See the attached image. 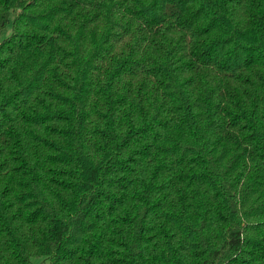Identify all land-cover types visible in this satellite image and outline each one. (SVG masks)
Segmentation results:
<instances>
[{"label": "trees", "instance_id": "obj_1", "mask_svg": "<svg viewBox=\"0 0 264 264\" xmlns=\"http://www.w3.org/2000/svg\"><path fill=\"white\" fill-rule=\"evenodd\" d=\"M0 264H264V0H0Z\"/></svg>", "mask_w": 264, "mask_h": 264}, {"label": "rangeland", "instance_id": "obj_2", "mask_svg": "<svg viewBox=\"0 0 264 264\" xmlns=\"http://www.w3.org/2000/svg\"><path fill=\"white\" fill-rule=\"evenodd\" d=\"M11 31V26L10 24H8L7 26H5L2 30H0V40L7 36ZM32 263L33 264H44V262L42 261L41 257H33L32 258Z\"/></svg>", "mask_w": 264, "mask_h": 264}]
</instances>
